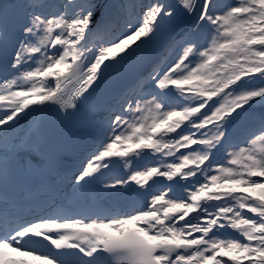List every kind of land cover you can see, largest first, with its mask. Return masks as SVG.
<instances>
[{
  "label": "bare ground",
  "instance_id": "1",
  "mask_svg": "<svg viewBox=\"0 0 264 264\" xmlns=\"http://www.w3.org/2000/svg\"><path fill=\"white\" fill-rule=\"evenodd\" d=\"M154 1L156 3V6H137L140 9V13L144 14L147 11H149V12L153 13V17L150 19L149 23L145 24V26H143L141 28V32L139 34H135V36L132 39L124 41L123 44L119 48H116V49L110 50V51L107 50V46L111 45L113 42L114 43H118L119 40H121L126 34L113 35L109 39L108 43H106V41H101V42H95V43H93V44H91V45H89L87 47H83L84 49H86V51H90V50L92 51V61H93V63H96L98 60H100L99 63H104L106 61L111 60L112 58L116 57L117 55H119L121 53H123V54L127 53L128 49L131 51V53H133L135 51L136 47L139 44H141L144 40L147 39L148 35L150 34L149 32L152 30V25H153V23L155 21V18L158 15H160L161 18L165 17L167 14H169L171 11H173V7H174L175 3H178L181 6L184 3L185 0H170L171 1L170 5L167 4L168 0H154ZM199 1H201V3H202L201 6H205V5L211 3V0L210 1L209 0H199ZM213 1H215V0H213ZM221 1L222 0L217 1L216 3H220ZM194 6H195V8L193 9V13H195V11L197 10L198 5H194ZM33 7L34 6H30V8H33ZM79 7L81 8L80 14L84 13L83 18H81L79 16V14H76V15H73L70 18L69 21L65 22V21H62L60 18H58V16L56 15V18L51 19L52 20L51 23H49L50 21L45 20V23H44V26H43V33H46L48 31L49 24H53V23L59 24L64 29H66V26L68 25V28L70 29V31H79V30H81L83 25L86 24L85 14H86L87 9H82L81 6H79ZM91 7L92 6H90L89 8H91ZM116 7L117 6H108L107 10L104 13H100L99 12L98 15H97L99 22L103 23L104 21L109 20L111 18L110 16H111L112 11ZM201 8H199V10H197L196 12L200 13ZM155 9H156V11H155ZM148 17H150V16H148ZM137 18H138V16L131 17V19H129L130 21L124 27V30H126V28L130 27L134 22H136ZM118 21L120 23H122V24L124 22H126V15H122V16L118 17ZM112 28H114V26ZM210 29H211L210 27H208L206 25H203L198 31H194V30L190 29V30H188V32L191 35V38H193L192 37V33H196V35L198 37L195 39V41L196 42H200V41H203L210 34ZM26 30L29 32V34H31V39L29 41H26V44H23L22 51H20V53H27V52H30V51H33V50H36V52H37V49L41 48L38 45L40 43V41H37V36H41L42 30H41V28H39V27L37 28L36 26H32L31 27L30 23L27 25V29ZM104 31H106V30L102 29V33H104ZM93 35L94 34H91V36H93ZM186 35H187V33H186ZM23 41H25V40H23ZM37 42H39V43H37ZM184 45L185 44H183L182 47H184ZM203 59H205V57L202 55V52H201V55L197 58V60L198 61H202ZM67 60H68V58L66 57L65 53H60V54H58L55 57V61L54 62L59 63L61 66H65ZM46 65H47L46 56L40 57L38 55L34 59L32 67L29 68V69L36 73L37 72V68L38 69H43ZM163 68H164V65H163L161 71L163 70ZM180 70H182L184 74L179 76V77L175 76L174 81H176V82H179V81L183 80V76L186 73L190 74V72H189L190 67L189 66L188 67L181 66ZM149 73H150V69H147L146 72H145V69H144V78L142 79L144 85H148V83H149L150 79L148 81H144V79L148 76ZM139 75H140L139 77L141 78L142 77V73L140 72ZM157 75H153V76L156 77ZM163 76H164V73H163ZM191 78H192V80H194V84L199 82V80H200L199 76H191L190 75L189 79H191ZM161 80H162V76L158 79L157 83H161ZM19 82L20 83H15V85L12 86V89H13L12 91H8L7 90V85H6L5 88L3 86H0V97L1 96L12 97L14 92H16L17 95H20V94H23V93L32 92L36 88V86L34 84L29 85L27 83V81H23L22 82L21 80H19ZM153 89L155 90L154 94H158V95H154V96H162L161 94L170 96L168 93H165L162 90H160L161 93H159L158 91H156L155 88H153ZM134 96H135V94L133 93L131 97H134ZM143 96L144 95H140L139 100H141ZM109 97H110V102H112V103L115 102V101H122L123 102L122 105H124L125 107L126 106H131V105H137L135 108H137V107L139 108V112L137 114H135V112L132 111V113L130 114L129 122L123 127V130L116 132L115 137L117 135L118 136L115 138L116 140H114L112 142V144H113L112 147L113 148L117 147V146H123L124 147V146H126L127 143H130L131 145H133L135 142L136 143L139 142L140 139H143L144 135H146V133L148 132V129L150 127L161 123L160 120H161V116H163V115H166V114L169 113L168 115H175L176 116L175 120L170 123V126H172V127H174L176 124H180L181 117L185 116L184 112L181 113V114L173 112L175 110L174 108L179 105L178 102L180 100L177 99V98H173L172 97L171 99H165V97H160V98H162L161 100L164 103L169 104V106H171V108H173V109H169V110H165V111H160L159 108H157V107L154 108L152 102L147 100V99H145L144 101L143 100L142 101H129L130 97H127V96H125L123 98H120L118 95H116L115 97H113V96H109ZM192 97L194 98V95ZM225 99H226V97L223 98L222 100L225 101ZM167 100H170V101H167ZM223 101H222V103H223ZM18 108H19V106H15V107H12L10 111L4 112V113H0V122H1V118H5V119L10 120L15 115L16 110ZM135 108L133 110H135ZM154 112L156 114H154ZM258 113L262 114L264 112H258ZM253 114L257 115V112H253ZM157 118L159 120H156ZM158 121H160V122L158 123ZM245 121H247V118H246ZM244 125H245V123H244ZM236 135H239V134H236ZM242 136L244 138L243 140L247 139L246 133H244ZM213 137H215V136H213ZM262 138H263V142L261 144L260 143H255V145L252 144V146L255 147L256 150H261V152L263 153V156H264V135L262 136ZM202 139L205 141L206 147H208L209 144H210V146L215 145L213 143L211 144L212 140H211V138L209 136L206 137V138H202ZM255 140L258 141L257 139H255ZM162 142L163 141H161V140L156 141V143L159 145V147H162L161 146ZM207 155H208V151L203 149V150H201V153H199V154H197V153H189L188 155L185 156V159L187 161L193 162V163H195L198 159H200L199 162H201L203 160V158L205 156H207ZM258 160H260V159L258 158ZM153 161H154V159L149 158L145 162H153ZM181 161H182V156H177L170 163H162L163 161H158L160 163H158L155 166H152L153 170L156 172L154 174L157 175V178L159 180H162L163 178L165 179L166 176H167V174L165 172L168 169L169 164L177 165ZM246 161L247 162L256 163L255 161H257V160L255 158H252V159H249V160H246ZM246 161L238 160V162L236 164H238L241 167V166H244V164H247ZM261 163H264V162H261ZM165 164H167V165H165ZM225 164L226 163L221 165V167H220L221 169L220 170H222V169H224V170L230 169L232 171V173H231L232 175L235 173L234 170L239 168V166H237L236 164H231L230 168L227 167ZM195 171H196V169L189 170L190 175L194 176ZM218 172H219V169H218ZM218 172H216L215 174H217ZM144 175H146V173H144ZM143 179H144V177H143ZM228 185L229 184L226 183L224 186L227 187ZM74 189H75V187H73V186L70 187L69 190L67 191V194L69 193V194L73 195ZM158 190H161V189H158ZM169 190H171L170 187H168V191ZM179 194H180L181 197H183L185 195V191H181ZM57 195L59 196L58 193H57ZM59 197H61V195ZM160 198H161V196L157 197L158 200ZM186 198H188V196L184 197L181 200V202L180 201L179 202H170V201H167V200H163V203H162L161 207L156 208V209L159 210V211H161L162 209H174L179 214H181V213H183L182 209L186 208V206H184V205H186V203L183 202V200H185ZM138 199H140V201H141L140 203L136 202V201H138ZM235 199H239V197H236ZM116 201L117 202H113V201L109 200L105 211L108 212V211H111V210H114V209L117 208V214H115L113 216L104 215L105 218H118L120 216H126L128 214H131V212H136V211H138V210H140L142 208V205H141L142 198H141V196L138 197V198L136 197L135 199L131 200L132 202H125L124 200H122V201L121 200H116ZM135 206H137V207H135ZM131 208H134V210L130 211ZM59 209H60V207H58L56 209L55 214H56V212ZM226 210L230 211L231 208L228 207ZM64 216L65 215H63L61 217H64ZM69 217L74 219V220L75 219H82V218L87 220V217H84V216H81V215H78V214H72ZM225 218H228V217H225ZM53 219H59V218H51L48 221L53 220ZM96 219H99V218H96ZM42 220L43 221L47 220V218L43 219V217H42ZM225 227H227V225H225ZM229 230H232V233L235 236L231 235V234H228V233L222 234V235L223 236L227 235V237L234 236V237H237L238 239H240V238H242V236L245 233H247L246 231L244 233V230L242 228H238L236 230H233L232 225L229 227ZM171 231L175 232L173 230V227H167L164 232H160L159 234H161L160 235L161 237H165L168 234L170 237L175 239L177 237V233L175 232L173 234H169V232H171ZM211 242H213V241H211ZM215 243H217V242H215ZM234 246L236 247L237 244H234ZM234 246H232L231 248H234ZM204 248H206V250L203 251V249H202V250H200L197 253L199 254V259H202L203 261H207L209 259L205 258L206 257V253L208 251H210L212 248H214V245L210 244V242H209V244H207L206 247H204ZM227 251H232V249H229ZM214 252L215 251H213V253ZM228 254H230V253H228ZM232 255L234 256L235 254H232ZM164 259H165L164 257L160 258V263L161 264H169L168 262H164L163 261ZM170 264H174V263H170Z\"/></svg>",
  "mask_w": 264,
  "mask_h": 264
},
{
  "label": "rangeland",
  "instance_id": "2",
  "mask_svg": "<svg viewBox=\"0 0 264 264\" xmlns=\"http://www.w3.org/2000/svg\"><path fill=\"white\" fill-rule=\"evenodd\" d=\"M94 1H96L94 3L95 6H102L103 2H104V0H94ZM145 5L146 6H156V3L154 2V0H146ZM199 5L201 6L202 3L199 2ZM229 6H232L233 9L236 6H245L246 9L251 10L250 13L248 14V16H246L244 18V20H233V18L231 16H228V18H227L228 23L234 22L236 25L243 26V27H246L248 29V33L243 32V35L241 37L240 36L237 37L234 40V42L239 43L240 46L244 50H247V49H245L244 46H248L249 40H251L253 38L259 39V40L264 42V29L263 30L250 31L251 28L253 27V22L257 18L260 17V12L264 9V0H233L231 2V4H229ZM93 12H95V11H93ZM152 15H153V13H151L149 11L144 13L142 18L135 22V27H133V28L136 30H139L141 28V26H144L145 24L150 22V17H148V16H152ZM93 17H94L93 15H89L88 20H91ZM129 30H131V29H127V31H128L127 38L123 39L122 42L120 41L119 44H113L111 50L120 47L123 44V41H125L129 38L130 34L132 33V31H129ZM257 53L259 54L260 52H257ZM201 86L204 87L205 83L202 82ZM195 88H197V87L195 86Z\"/></svg>",
  "mask_w": 264,
  "mask_h": 264
}]
</instances>
